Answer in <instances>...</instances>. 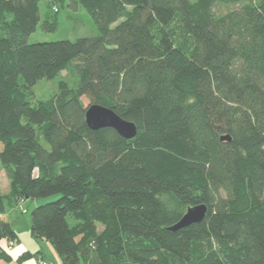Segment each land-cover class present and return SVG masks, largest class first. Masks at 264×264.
Segmentation results:
<instances>
[{"label": "trees", "instance_id": "obj_1", "mask_svg": "<svg viewBox=\"0 0 264 264\" xmlns=\"http://www.w3.org/2000/svg\"><path fill=\"white\" fill-rule=\"evenodd\" d=\"M42 1L96 35L27 43ZM90 105L136 135L89 129ZM0 168V240H17L10 206L57 195L30 232L62 264H264V0H0Z\"/></svg>", "mask_w": 264, "mask_h": 264}, {"label": "rangeland", "instance_id": "obj_2", "mask_svg": "<svg viewBox=\"0 0 264 264\" xmlns=\"http://www.w3.org/2000/svg\"><path fill=\"white\" fill-rule=\"evenodd\" d=\"M55 8L59 9V11L55 12ZM232 6H224L217 5L214 8V13L217 15L223 14L226 11L232 9ZM45 13L55 16V25L53 30L48 28L43 29L42 21L45 17ZM39 15L40 22L35 30L28 38L27 43H37V42H52V41H60V40H74L80 37H92L96 35V27L91 19V17L83 10L77 9L73 10L68 7H58V6H48L44 1L39 3ZM61 78L65 80H69L67 73L64 71L61 73ZM57 90V85L55 81L48 82L46 80H40L33 87V93L37 100H45L48 99L52 94H54ZM85 105H88L87 101H85ZM0 184L1 189L5 191L4 195L9 193V184L8 180L5 176L4 171L0 168ZM58 198V196H51L47 198H41L36 201H39V205H43L45 203L54 201ZM22 204V205H21ZM37 205V206H39ZM20 207L18 210L17 220L20 223L21 228L24 226V222L28 223L30 212L34 209V201L26 200L25 202H21L17 205ZM15 206V207H17ZM10 206V210H14ZM36 207V206H35ZM98 229L101 227L97 224Z\"/></svg>", "mask_w": 264, "mask_h": 264}, {"label": "crops", "instance_id": "obj_3", "mask_svg": "<svg viewBox=\"0 0 264 264\" xmlns=\"http://www.w3.org/2000/svg\"><path fill=\"white\" fill-rule=\"evenodd\" d=\"M0 192L1 194L5 193L1 189V184ZM38 202L34 201V208L39 205ZM19 209L20 207L17 206L14 210L8 209L7 211L9 223L17 235V240H15L14 245L11 247L9 246L8 240H0V251L3 255L0 256V264H62L61 259L48 241L36 239L31 235L30 217L28 223L24 222V226L21 228L16 215ZM23 254H29V257L18 261V258Z\"/></svg>", "mask_w": 264, "mask_h": 264}, {"label": "water", "instance_id": "obj_4", "mask_svg": "<svg viewBox=\"0 0 264 264\" xmlns=\"http://www.w3.org/2000/svg\"><path fill=\"white\" fill-rule=\"evenodd\" d=\"M85 123L91 130L111 128L125 139H131L136 135V126L134 123L123 120L112 110L99 105H90L86 108ZM221 140L230 141V138L228 136H222ZM206 211L207 207L205 205H196L188 208L181 219L170 227L169 230L174 232L191 224L201 222L205 217Z\"/></svg>", "mask_w": 264, "mask_h": 264}, {"label": "built area", "instance_id": "obj_5", "mask_svg": "<svg viewBox=\"0 0 264 264\" xmlns=\"http://www.w3.org/2000/svg\"><path fill=\"white\" fill-rule=\"evenodd\" d=\"M12 245H14V241H9V246L11 247ZM45 264V263H43Z\"/></svg>", "mask_w": 264, "mask_h": 264}]
</instances>
